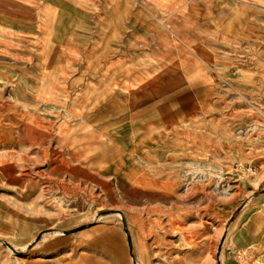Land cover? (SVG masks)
Listing matches in <instances>:
<instances>
[{
    "label": "rangeland",
    "instance_id": "rangeland-1",
    "mask_svg": "<svg viewBox=\"0 0 264 264\" xmlns=\"http://www.w3.org/2000/svg\"><path fill=\"white\" fill-rule=\"evenodd\" d=\"M9 3L25 7L0 40V153L33 117L53 138L0 159V264H264V0ZM49 67L64 96L106 71L111 87L41 102ZM62 123L105 134L77 158Z\"/></svg>",
    "mask_w": 264,
    "mask_h": 264
},
{
    "label": "crops",
    "instance_id": "crops-1",
    "mask_svg": "<svg viewBox=\"0 0 264 264\" xmlns=\"http://www.w3.org/2000/svg\"><path fill=\"white\" fill-rule=\"evenodd\" d=\"M18 0H15V2H17ZM84 1V0H82ZM86 2H88V0H85ZM25 6L23 4L17 5L14 3H9V0H0V9H3L5 11H3V14L0 16V40H8L11 42V40L15 39V35L13 33H11L8 30V24L7 22H11L13 24H16L15 21H12V19L8 18L7 16V9L11 8V9H16L17 11H20V8H24ZM26 15V13L24 14ZM28 15V13H27ZM40 16V15H39ZM23 17H28V16H23ZM54 21V18H53ZM17 30V29H16ZM50 35L48 32H45L44 36L42 37V45L43 47L47 46L51 41H50ZM107 47V46H106ZM48 48V46H47ZM48 55H50V52L45 51ZM88 57H91L90 54H88ZM113 72V71H112ZM111 76L112 73L111 71L108 72L106 71L105 74H103V76L101 78H99L97 81H87L85 88L83 89V92L81 94H76L73 98L71 97V95H65L64 96V89H61V84L63 83H67L69 81L67 76H57L56 75V71L55 69H53V67H49L46 71L45 74L43 75L42 79H39L37 82H31L29 85V89L34 93L35 98L38 101L41 102H45V103H56L55 105H58L60 107H65L66 108V103L67 100H71L70 105L72 107H78V106H91L94 107L95 105L98 104V102L104 98V96L106 95L105 90L108 91V88L111 87ZM73 83H75L73 81ZM39 85V86H38ZM101 88L103 89V93L101 95H93V91L95 89ZM69 98V99H68ZM126 98H128L125 95H117L115 96V98H113V100H111L107 107H110V111L113 112V109L116 108H125L126 107ZM69 100V101H70ZM2 107V106H1ZM113 108V109H112ZM107 110H109V108H107ZM104 108L102 109L101 112H99L100 116L96 117V120L98 119H102L101 116H105L106 112H104ZM115 112V111H114ZM114 117H117L118 112L113 113ZM94 118V116H93ZM35 119L34 117L31 118L27 123L23 124V126L19 129V131L17 132V136H16V140L17 142H9L10 145L9 147H11L10 150L6 151V152H2L0 153V159L2 158V156L5 158L7 156V158L9 159H14V156H18V150L15 152L13 151L12 148H14L15 146L13 144H19V145H27L28 150H31L32 155L34 154H40L41 152L39 151L38 147L41 144H44L43 139L47 136L44 134H41V132H39L38 126H36L35 124ZM63 123H66L65 121H63ZM61 124L60 126H58V132L57 134V139L59 142L61 143H67V144H71L73 145L72 150L73 152L76 154L77 158H82L85 157L87 155V153H89V148H91L92 146H96L98 147V145L101 143V134H105L104 132H101L97 129L94 130L92 129L90 126L87 127L86 129H84L83 131H71V129L69 128L68 124ZM103 128V127H101ZM100 128V129H101ZM70 130V131H69ZM102 130V129H101ZM96 133H100L99 136H96ZM48 138H53V137H49ZM112 140H115L117 137L115 136H110ZM150 137V135L148 136ZM147 137V138H148ZM151 138V137H150ZM164 137L163 136H159L157 138V141L159 140L160 143H165V140H163ZM5 142H0V145L3 146ZM8 143V141H7ZM95 147V148H96ZM34 148H37L36 151H33ZM94 148V150H95ZM20 150V148H19ZM93 151V150H92ZM50 152H52V150L48 147L47 150H44L42 153L43 155L47 154L49 155ZM91 152V151H90ZM122 151H120L117 148H109L106 152H101V154H99L98 158L104 159L106 158L107 155H110L111 157H115L117 158V160L119 159V157H117L118 155H120ZM25 158V157H23ZM12 163H7V162H3L0 163V169H1V165H8ZM14 168V165H13Z\"/></svg>",
    "mask_w": 264,
    "mask_h": 264
},
{
    "label": "water",
    "instance_id": "water-1",
    "mask_svg": "<svg viewBox=\"0 0 264 264\" xmlns=\"http://www.w3.org/2000/svg\"><path fill=\"white\" fill-rule=\"evenodd\" d=\"M73 230H75V229H73ZM73 230H71V231H73ZM128 241H130V238L128 237Z\"/></svg>",
    "mask_w": 264,
    "mask_h": 264
}]
</instances>
